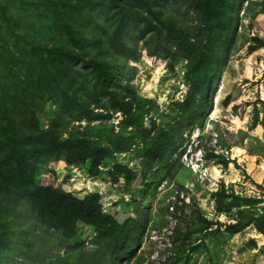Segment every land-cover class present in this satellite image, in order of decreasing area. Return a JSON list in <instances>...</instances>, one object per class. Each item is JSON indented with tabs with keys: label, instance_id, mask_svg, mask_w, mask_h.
<instances>
[{
	"label": "trees",
	"instance_id": "16d2710c",
	"mask_svg": "<svg viewBox=\"0 0 264 264\" xmlns=\"http://www.w3.org/2000/svg\"><path fill=\"white\" fill-rule=\"evenodd\" d=\"M4 1L0 0V46L10 44L20 62L8 60L15 74L9 71L12 81L0 69V220L18 213L26 220L30 211L31 218L37 220L31 222L30 218V230L24 231L38 233L35 249L20 239L15 250L4 252L0 241V264H12V260L27 264H142L138 252L147 226L155 222L134 193L129 201L119 198L121 211L133 212L119 219L104 210L98 191L68 190L55 183L54 174H50L54 169L48 164L63 161L66 168H83L89 177H108L112 183L122 177L129 184L137 176L140 185L134 189L142 201L155 196L163 181L185 168L181 157L186 136L204 127L225 64L238 49L239 12L247 0H110L118 19L111 37L113 52L129 51L126 59L108 55L98 36L93 37L96 50L92 53L68 44H43L24 29ZM67 28L76 30L65 32L71 38L81 32L76 25ZM125 31L131 33L130 39L124 38ZM137 41H142L148 54L166 59L169 69L183 62L186 91L181 100L172 101L168 112L159 113L160 121L154 117L157 112L151 99L139 95L131 83L132 75L124 73L127 67L134 69L128 58L138 60ZM244 44L252 52L264 48V38L253 34ZM230 100L227 95L221 103L225 106ZM258 102L263 107L262 118L258 121L255 113L250 130L257 124L264 129V99ZM113 113L120 114L116 125L109 120ZM246 134L238 130V140L232 144H239ZM223 140V147H230ZM254 140L259 145L256 151L261 154L263 149L264 155V141ZM138 147L143 151L139 169L116 160L117 155ZM204 157L216 158L224 167L231 160L212 151ZM47 165L48 177L41 180ZM181 186L178 183V189L171 190L176 200L170 213L184 222V227L176 226L170 235L174 252L148 264H191L192 255L201 250L207 252L212 264L218 259L220 249L216 248L222 239L246 227L264 235V195H242L220 181L211 196L216 215L227 217L222 222L206 218L197 203L188 210L189 215L184 212L189 204L179 197ZM82 228L90 233H81ZM48 230L56 238L43 234ZM5 232L8 228L0 226V236ZM248 242L256 245L254 238ZM68 247V252L64 251ZM45 257L46 263L38 260Z\"/></svg>",
	"mask_w": 264,
	"mask_h": 264
},
{
	"label": "rangeland",
	"instance_id": "374dc122",
	"mask_svg": "<svg viewBox=\"0 0 264 264\" xmlns=\"http://www.w3.org/2000/svg\"><path fill=\"white\" fill-rule=\"evenodd\" d=\"M109 3L110 0H5L3 5L9 12L19 17L24 29L43 41V44H68L81 52L92 53L96 50L93 37L98 36L102 38L103 47L108 55L114 54L126 59L129 51L120 49L113 52L111 37L118 25V19L115 9ZM0 13H3L1 5ZM26 13L30 15H26ZM184 17L190 19V16ZM0 22L2 21L0 20ZM67 25H76L81 28V32L71 38L65 35V32L69 33L74 29L67 28ZM135 32L139 33L136 28ZM1 33L4 31L1 30ZM237 33L235 45L238 49L232 53L225 64L214 93L213 106L204 127L202 129L195 128L186 136L185 150L181 157L185 168L178 170L171 180L163 181L155 196H149L142 201V197L134 189L135 185H140L137 176L129 184H126L122 177L118 178L116 183H112L108 177H89L83 168L76 166L66 168L63 161L48 164L55 171H50V174H54L55 183H60L63 188H68V190L98 191L104 210L115 214L119 219H124L126 215L133 213L130 210L128 213L121 211L122 203L118 204L119 198L122 196L125 201H129L130 196L134 193L136 201L142 202L143 209L149 212L150 220L155 222L153 225L147 226L138 252L143 258L142 264L155 262L160 257L174 252L171 249L170 235L176 226L184 227V222L174 218L170 213L173 212V201L176 200L175 192L172 193L171 190L178 189V183L182 184L179 197H183L185 203L189 204L184 207V212L188 214V210L197 203L206 218L218 219L222 222L227 221V217L223 214L216 215L211 196V192L218 187L220 181H223L225 186L232 185L233 190L242 195H264L263 149L261 148L262 153L258 154L256 150L259 145L254 140V137H257L264 141V129L260 124H257V127L252 130L249 129L255 118V113H257L258 121L261 120L263 114V107L258 99H264V73H262L264 68L259 65V61L258 63L250 62L252 53L247 50V44L242 46L245 39L253 34L264 38V0L244 2L239 12ZM131 37V33L125 31L124 38L130 39ZM133 40L136 38L133 37ZM136 43L138 60L128 58V64L132 65L134 69L127 67L124 69V73L132 75L131 83L139 95L151 99L154 111L157 112H153L154 117L160 121L159 113L168 112L172 101L181 100L186 91L181 70L183 62L176 64L173 69H169L166 59L148 54L142 41ZM0 50V69L7 73L8 80L12 81L15 74L9 64L12 62L8 60L17 61L11 51L12 47L10 44L4 48L0 46ZM19 74L17 77H21ZM227 95L231 96V100L229 104L223 106L221 101ZM109 120L116 125L120 121V114L113 113ZM45 122H47L46 119ZM146 123L149 124L147 120ZM240 128L247 132L244 139L237 145L242 147L244 152L235 148L233 144L230 147L227 145L223 147L224 136L236 132ZM249 148L253 151L250 152ZM211 151L227 155L231 159L230 162L224 167L218 163L216 158L205 159V152ZM247 154L256 155V157L246 156ZM142 156L143 151L138 147L126 154L117 155L116 160L137 170L140 167ZM48 165L46 166L47 170H43L40 175L41 180L48 177ZM68 169L70 170L68 171ZM31 217L29 211L25 215L26 220L19 213L15 216H4L0 220V226L9 230V232H5V236H0L4 252L6 249H9V252L15 250L20 239L27 241L30 248H36L38 232L32 229L30 233L24 231L30 230L28 220ZM180 217L184 218L183 215ZM36 220V218L30 219L31 222ZM79 227L81 228V225ZM80 231L85 235L90 233V230L85 228ZM43 234L56 238V234L49 230ZM250 238L255 239V246L248 242ZM86 239L88 240L89 237ZM86 243L88 242L86 241ZM63 248H61V254H63ZM68 249L70 247L65 248L64 251L68 252ZM217 249H220L218 259L212 264H264V235L258 234L251 227H246L225 241L222 239ZM206 254L207 252L204 250L193 254L190 263L209 264ZM38 260H44L46 263L47 258ZM12 261V264H27L24 261Z\"/></svg>",
	"mask_w": 264,
	"mask_h": 264
},
{
	"label": "crops",
	"instance_id": "0c3cea01",
	"mask_svg": "<svg viewBox=\"0 0 264 264\" xmlns=\"http://www.w3.org/2000/svg\"><path fill=\"white\" fill-rule=\"evenodd\" d=\"M251 53H252V55H251V58H250V62H257L258 63V61H259V65L264 68V48H258L256 50L252 51ZM245 61H247V59H245ZM262 73H264V72H262ZM262 73H261V75H262ZM239 130H242V128H240ZM237 131L236 132H232L231 131L232 133H228L227 136H224V139L227 142H229L230 145H232V143H234V142H236L238 140ZM233 145H235L234 146L235 148H238L239 150H243V152H244V149L242 147L237 146L238 144H233ZM246 156H250L252 158H255L256 157V155H249V154H247Z\"/></svg>",
	"mask_w": 264,
	"mask_h": 264
}]
</instances>
